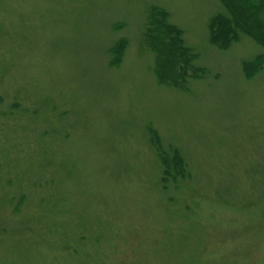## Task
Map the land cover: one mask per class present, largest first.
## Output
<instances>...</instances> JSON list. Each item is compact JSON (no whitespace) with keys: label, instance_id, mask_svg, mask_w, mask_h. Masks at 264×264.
<instances>
[{"label":"rangeland","instance_id":"374dc122","mask_svg":"<svg viewBox=\"0 0 264 264\" xmlns=\"http://www.w3.org/2000/svg\"><path fill=\"white\" fill-rule=\"evenodd\" d=\"M153 9L195 58L159 54V24L143 36ZM221 11L0 0V264H264V49L211 45ZM156 138L181 151L176 182Z\"/></svg>","mask_w":264,"mask_h":264},{"label":"trees","instance_id":"16d2710c","mask_svg":"<svg viewBox=\"0 0 264 264\" xmlns=\"http://www.w3.org/2000/svg\"><path fill=\"white\" fill-rule=\"evenodd\" d=\"M220 5L222 6V11L213 15L209 19L208 31L210 44L217 47L218 49H225L229 46L230 42L237 40L240 35H248L252 37L262 48L264 49V0H220ZM247 7V8H246ZM166 12L160 11L159 9H153L147 17V26L144 30L143 36L146 38L150 34V28L157 25L158 29L155 33V39L158 40L156 50L159 54L168 53L171 57L175 59L180 57L184 59L189 56L195 58L191 50L183 44L181 38V31L179 28L167 24ZM163 50L161 52V49ZM172 58H170L171 60ZM259 61L257 65H264V53L257 57ZM169 76L161 77L160 79L164 81L169 80L173 84H177L178 81L184 80L185 75L178 76L174 71L177 67L175 62L171 60ZM251 63V65H254ZM167 66V64H166ZM254 66V68H256ZM253 68V66H251ZM258 68V67H257ZM158 68L156 67V70ZM158 71V70H157ZM156 71V72H157ZM197 74H195L196 76ZM17 101V98H14ZM49 99H42V106L40 108L45 109L48 105ZM17 104V102H15ZM14 106L18 107V104ZM26 112L24 109L21 113ZM67 114L65 112L61 113L59 116L63 117ZM153 131L151 130V133ZM46 135V133H44ZM54 134V132H53ZM152 147H154L156 152V158L159 161L160 168L158 169V174H160V183L167 184L169 182H176L179 176H183L185 173V164L182 160L181 151L179 148L167 144L166 147L161 145L159 141L152 139ZM160 172V173H159ZM10 184L9 181L6 183ZM165 186V185H164ZM21 199H24L21 195ZM44 199L41 203L44 204Z\"/></svg>","mask_w":264,"mask_h":264}]
</instances>
